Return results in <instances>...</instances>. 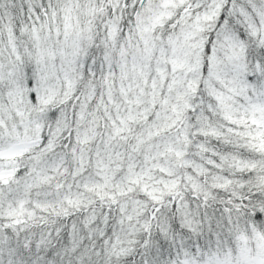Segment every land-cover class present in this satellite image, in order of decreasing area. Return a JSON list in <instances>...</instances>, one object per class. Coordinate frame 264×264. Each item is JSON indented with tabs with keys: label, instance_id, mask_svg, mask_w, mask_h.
<instances>
[{
	"label": "snow or ice",
	"instance_id": "6c2138e0",
	"mask_svg": "<svg viewBox=\"0 0 264 264\" xmlns=\"http://www.w3.org/2000/svg\"><path fill=\"white\" fill-rule=\"evenodd\" d=\"M0 264H264V0H0Z\"/></svg>",
	"mask_w": 264,
	"mask_h": 264
}]
</instances>
